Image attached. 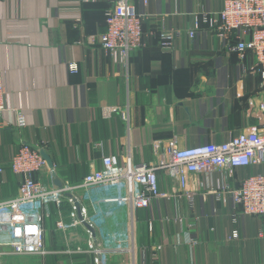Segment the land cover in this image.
I'll list each match as a JSON object with an SVG mask.
<instances>
[{
  "label": "crops",
  "instance_id": "0c3cea01",
  "mask_svg": "<svg viewBox=\"0 0 264 264\" xmlns=\"http://www.w3.org/2000/svg\"><path fill=\"white\" fill-rule=\"evenodd\" d=\"M112 2L0 0L6 87L0 200L17 193L18 177L8 163L23 144L43 149L60 181L77 183L100 169L105 155L148 163L154 159L153 142L174 139L179 148L220 143L261 122L251 105L261 98L254 56L246 51L240 58L232 48L235 36L221 38L204 24L193 37L187 35L196 16L219 11L222 0H149L146 6L132 0L145 15V45L130 52L125 64L97 42ZM161 30L181 32L172 47L161 46ZM16 111L23 114L24 127L14 126ZM257 173L264 174V163L230 174H191L185 188L189 201L175 180L159 171L165 196L150 208L131 213L98 204L89 211L96 241L128 232L136 247L132 259L106 255L102 264H264V216L237 218L228 201L216 196L222 186L237 188L246 175ZM36 178L54 186L48 167ZM76 195L86 206L102 191L92 187ZM53 210L52 205L44 223L46 253L2 255L0 264H94L91 253L65 251L54 232Z\"/></svg>",
  "mask_w": 264,
  "mask_h": 264
},
{
  "label": "built area",
  "instance_id": "2783aa9c",
  "mask_svg": "<svg viewBox=\"0 0 264 264\" xmlns=\"http://www.w3.org/2000/svg\"><path fill=\"white\" fill-rule=\"evenodd\" d=\"M148 1L142 0L145 6ZM144 17L136 11L132 0H113L112 6L105 11L106 30L98 34L97 42L114 60L125 64L130 52L145 45ZM203 24L209 32L221 38L235 36L238 41L232 48L240 58L246 51L254 56L261 98L251 105L260 115L261 122L220 143L179 148L174 139L153 142L154 159L148 163H134L130 157L119 162L115 156L105 155L101 158L100 169L91 170L80 182L61 180V186L52 187L36 178V174L47 169L40 154L41 148L21 145L8 163L10 171L18 177L17 193L13 198L0 200V256L44 255L47 232L44 223L51 215L50 206L53 205L54 232L66 252L91 253L94 264H98V256L102 260L106 255L129 254L132 259L136 248L132 234L112 233L95 245L90 231L78 219L72 198L66 194H71L79 202L83 221L93 226L89 211L98 204L125 207L134 213L150 208L155 200L164 197L158 187L159 171L175 180L178 192L191 201V195L185 189L189 175L208 176L214 170L230 174L239 167L264 163V0H222L219 11L196 16L187 35L193 37L197 31L203 30ZM180 33L179 30H161V46L172 47ZM91 41H94L93 37ZM75 67L71 66V70ZM5 95L4 73L0 70V118L6 110ZM3 125L0 120V128ZM25 125L23 114L16 111L14 126L21 128ZM92 187H99L102 195L89 200L85 206L76 194ZM216 196H223L228 201L237 218L264 216V174L246 175L237 188L222 186ZM159 250V246L155 248V256ZM119 264H132V261Z\"/></svg>",
  "mask_w": 264,
  "mask_h": 264
},
{
  "label": "water",
  "instance_id": "95a60500",
  "mask_svg": "<svg viewBox=\"0 0 264 264\" xmlns=\"http://www.w3.org/2000/svg\"><path fill=\"white\" fill-rule=\"evenodd\" d=\"M40 154L43 157V159L46 162L47 167L51 170L52 175H53V182L55 186H61V181L57 178V176L55 175L54 169H53V162L50 159V157L44 152L43 149L40 150ZM66 196L71 197L73 200V204L77 210V216L78 219L82 221L83 226L88 229L91 233L92 239L94 244L96 245V235L94 232V229L92 228V226H90L88 223H86L85 221H83L81 213H80V205L79 202L71 195V194H66ZM98 264H102L101 258L100 256H98Z\"/></svg>",
  "mask_w": 264,
  "mask_h": 264
}]
</instances>
